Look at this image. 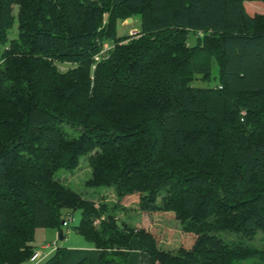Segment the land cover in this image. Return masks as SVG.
Returning <instances> with one entry per match:
<instances>
[{"label": "trees", "instance_id": "obj_1", "mask_svg": "<svg viewBox=\"0 0 264 264\" xmlns=\"http://www.w3.org/2000/svg\"><path fill=\"white\" fill-rule=\"evenodd\" d=\"M14 5L18 36L0 60V264H25L36 230L61 232L77 210L102 264H126L135 238L141 264H264L250 243L264 242V0H0L2 44ZM124 11L140 15L138 37L117 34ZM84 155L86 185L112 187V206L59 178ZM129 209L141 226L120 219Z\"/></svg>", "mask_w": 264, "mask_h": 264}, {"label": "rangeland", "instance_id": "obj_2", "mask_svg": "<svg viewBox=\"0 0 264 264\" xmlns=\"http://www.w3.org/2000/svg\"><path fill=\"white\" fill-rule=\"evenodd\" d=\"M170 2H174V0H170ZM256 8V7H254ZM259 12H262V8L258 7L257 9ZM18 11H19V7L17 5H14L13 8V13L14 16L16 17V21L13 25V27L8 31V42L6 44H2L0 42V60L1 57L3 55V52L8 48V46L10 45V41L12 39L17 38L18 36V22H17V15H18ZM125 14V11L122 12L121 14V19L118 23L117 26V34L120 37H138L137 35L139 34V32H141V27H140V15L139 14ZM131 18L132 22H127V19ZM108 22V14L105 13L104 14V20H103V24H107ZM201 35V33H200ZM127 41V40H126ZM198 42V38L196 36V34L191 33L190 37H189V44L194 45ZM114 46V42L112 40L106 39L104 41V49H106V51L108 49H110L111 47ZM103 49V50H104ZM57 65L63 69V70H67L70 66H72L71 64L68 63H62V62H57ZM219 64H217V62L214 61L213 63V79L211 81V84H215L216 81H218V76H219ZM195 84L198 85H205L207 84V82H203L200 79H197L194 81ZM89 156L84 155L82 157H80V162L79 165L74 169V170H66V169H62L58 172V176L61 180H63L65 183H68L69 185H71L72 187L76 188L77 190H79L80 192H82L83 194L87 195L89 198H94L96 201V204H98L99 202H106L108 203L110 206H112V204L116 201V197H115V192L114 189L111 188H100V189H96L94 192H91L90 188L86 185V180L89 179L90 177V172H91V168L89 165V160H88ZM134 208H136V206H134ZM138 213L135 210L129 209L126 212H120L119 216L120 219L127 220L129 223H132L133 225H138L141 226L142 220L140 218V216L138 217ZM71 218L70 220V226L68 227L70 230V233L67 234V237L65 239H60V237H58L57 233H60V229L59 228H55L52 229L53 231H49V232H54L52 234H48V235H37L35 237L34 240V246L36 247V251L37 250H41L42 252H44L45 254H47V252H49L50 250H46L43 249L45 248L46 244H52L55 240L58 239V247H69V245H73V246H79V239H83L85 240V238L80 237L79 233H77L75 231V227L79 224L80 219H81V212L79 210L75 211L74 213L70 214L69 216ZM97 225L99 224V221L97 220ZM67 227H62V230L66 232V230L68 229ZM50 230V228H45ZM57 231V232H56ZM226 238L228 239H235L236 235L232 234V233H227L224 235ZM250 243L254 244L256 246H263L264 242H263V236L261 232L256 233L251 239H250ZM170 242L169 239H164V241H161L160 245L166 248H174L173 244ZM44 246V247H43ZM51 248V247H48ZM35 251V252H36ZM51 251H53V249H51ZM26 264V263H25ZM28 264V263H27Z\"/></svg>", "mask_w": 264, "mask_h": 264}, {"label": "crops", "instance_id": "obj_3", "mask_svg": "<svg viewBox=\"0 0 264 264\" xmlns=\"http://www.w3.org/2000/svg\"><path fill=\"white\" fill-rule=\"evenodd\" d=\"M52 229H55V228H50V230L45 229V228H38L36 230L35 237L37 235L42 236V235H48V234L55 233V231L49 232V231H53ZM69 233L70 231L68 233H65V238L67 237V234ZM57 235L59 234L57 233ZM79 235L80 237H83L81 234ZM78 242H79V246L69 245V247H65L67 248V254L64 258H62L61 264H73L83 258H88L92 264H102L101 251L98 248H96L93 243L88 242L86 239L83 240L82 238L79 239ZM48 245L46 244L45 245L46 247L43 248L46 250H50L49 252H47V255H46L47 257L45 259H47L49 256H51L54 253V250L51 251V248L47 247ZM126 253H127V263L126 264H141V252L139 248V240L137 238L131 241L130 246L126 249ZM113 264H123V263L115 262Z\"/></svg>", "mask_w": 264, "mask_h": 264}, {"label": "built area", "instance_id": "obj_4", "mask_svg": "<svg viewBox=\"0 0 264 264\" xmlns=\"http://www.w3.org/2000/svg\"><path fill=\"white\" fill-rule=\"evenodd\" d=\"M104 52H106V49H104L103 51H102V53H104ZM96 58L97 59H99L100 58V56L98 55V56H96ZM70 215H68V217L64 220V222H63V226L64 227H69L70 226V220H71V218L69 217ZM63 231V230H62ZM70 230H69V228L66 230V232L65 231H63L64 232V234L65 233H68ZM60 234V233H59ZM58 237H59V235H58ZM58 239L59 238H57V240H55L52 244H49L47 247H51V249H53L54 251L58 248ZM36 251V250H35ZM47 254H45L44 252H42L41 250H37L36 252H34V254H33V256L27 261V263L28 264H40V263H42L43 261H44V259L47 257L46 256Z\"/></svg>", "mask_w": 264, "mask_h": 264}, {"label": "water", "instance_id": "obj_5", "mask_svg": "<svg viewBox=\"0 0 264 264\" xmlns=\"http://www.w3.org/2000/svg\"><path fill=\"white\" fill-rule=\"evenodd\" d=\"M127 22H132V19L131 18H128L127 19ZM60 233H61V237L60 238L63 240V238H64V236H63L64 235V232L61 231Z\"/></svg>", "mask_w": 264, "mask_h": 264}]
</instances>
